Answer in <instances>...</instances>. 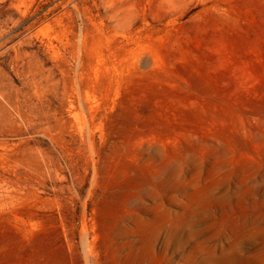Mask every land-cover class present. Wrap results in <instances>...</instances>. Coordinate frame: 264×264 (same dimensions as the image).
<instances>
[{"label":"rangeland","instance_id":"374dc122","mask_svg":"<svg viewBox=\"0 0 264 264\" xmlns=\"http://www.w3.org/2000/svg\"><path fill=\"white\" fill-rule=\"evenodd\" d=\"M0 264H264V0H0Z\"/></svg>","mask_w":264,"mask_h":264}]
</instances>
